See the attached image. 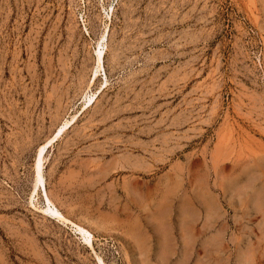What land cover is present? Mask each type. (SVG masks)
Instances as JSON below:
<instances>
[{
  "label": "rangeland",
  "instance_id": "obj_1",
  "mask_svg": "<svg viewBox=\"0 0 264 264\" xmlns=\"http://www.w3.org/2000/svg\"><path fill=\"white\" fill-rule=\"evenodd\" d=\"M98 257L264 264V0H0V264Z\"/></svg>",
  "mask_w": 264,
  "mask_h": 264
},
{
  "label": "bare ground",
  "instance_id": "obj_2",
  "mask_svg": "<svg viewBox=\"0 0 264 264\" xmlns=\"http://www.w3.org/2000/svg\"><path fill=\"white\" fill-rule=\"evenodd\" d=\"M102 67H103V65H102V50L99 49L98 50V55H97V60H96V68H95L94 76H96V74L98 73V71L102 70ZM91 100H92V97H90L87 100L88 105L90 104ZM73 119L74 118L72 117L71 119L64 121L63 124L61 125V127H59L58 130L56 131V133L54 134V137L52 139H49L46 144L44 143V145H42L40 147V149L37 151L38 153H37L36 161H35V165H34V172H35L34 191L36 190L37 185L42 184V186H43V175H42L43 173H42V168H43V165H44V158H45L44 157V151H45L46 147L52 142V140L54 138L59 137L62 134V132L68 126H70L72 124ZM46 201H47L48 204H51L53 206V203L49 199L48 196H46ZM53 210H52L53 211L52 213H53V215H56L57 218L59 217V218L64 219V220L66 219V218H64L62 216V214L57 209H53ZM77 229L78 230H81V231L84 230V228H82L80 225H77ZM85 232H86V234L88 233L86 231V229H85ZM99 260H100V258H99ZM100 263L103 264L101 260H100Z\"/></svg>",
  "mask_w": 264,
  "mask_h": 264
}]
</instances>
